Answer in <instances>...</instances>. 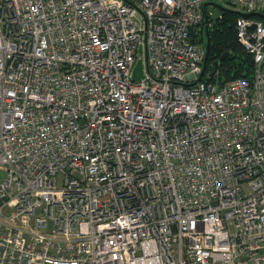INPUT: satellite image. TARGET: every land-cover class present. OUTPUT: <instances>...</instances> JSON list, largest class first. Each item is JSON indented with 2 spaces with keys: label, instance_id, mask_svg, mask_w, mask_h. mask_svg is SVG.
Instances as JSON below:
<instances>
[{
  "label": "built area",
  "instance_id": "built-area-1",
  "mask_svg": "<svg viewBox=\"0 0 264 264\" xmlns=\"http://www.w3.org/2000/svg\"><path fill=\"white\" fill-rule=\"evenodd\" d=\"M215 1L0 0V264H264V23L199 80Z\"/></svg>",
  "mask_w": 264,
  "mask_h": 264
},
{
  "label": "trees",
  "instance_id": "trees-1",
  "mask_svg": "<svg viewBox=\"0 0 264 264\" xmlns=\"http://www.w3.org/2000/svg\"><path fill=\"white\" fill-rule=\"evenodd\" d=\"M223 11L222 17L215 20H208L211 51L207 61L205 77L213 73L218 62L216 77H218L219 81L223 82L239 77L250 80L254 72L253 59L238 43L235 32L236 19L240 15L247 14L226 9ZM259 14L262 15L251 17L257 18L264 23V13ZM204 35L205 30H202L199 42H204ZM226 53H229V55L222 60V56ZM216 77L211 80H216Z\"/></svg>",
  "mask_w": 264,
  "mask_h": 264
},
{
  "label": "water",
  "instance_id": "water-1",
  "mask_svg": "<svg viewBox=\"0 0 264 264\" xmlns=\"http://www.w3.org/2000/svg\"><path fill=\"white\" fill-rule=\"evenodd\" d=\"M209 5H215V4H213V2L206 3L204 5V10L205 11H206V9H207V7ZM222 10H224V9L222 8ZM237 13H239V12H237ZM260 15H262V14L252 13V14H247L245 16L251 17V16H260ZM208 20H209V18H208V15L206 14L205 15V27H204L205 35H206V44H205V46H206V59H205V63H204L203 72L200 75L199 80H201L202 77L204 76V73H205V70H206V67H207V61H208L209 54H210V51H211V38H210V31H209V27H208ZM228 55H229V53H226L225 55L222 56L221 59L223 60ZM217 66H218V62L216 63L215 70L211 74V77H214L216 75L217 69H218ZM143 77H144L143 76V61H142V59H140V60H138V62L136 64V67H135V70L133 72V80L134 81H140V80L143 79Z\"/></svg>",
  "mask_w": 264,
  "mask_h": 264
},
{
  "label": "rangeland",
  "instance_id": "rangeland-1",
  "mask_svg": "<svg viewBox=\"0 0 264 264\" xmlns=\"http://www.w3.org/2000/svg\"><path fill=\"white\" fill-rule=\"evenodd\" d=\"M213 4L215 5H209L207 7V13H211V19L215 20L220 18L224 11L223 9L226 10H231V11H237V12H241V13H245L243 9H241L239 6H234L233 4H231L228 1H222V0H217L215 2H213ZM204 30V28L202 29ZM204 42L203 44L205 45L206 43V36L204 35ZM6 179V171H3L2 169H0V183H2L4 180ZM57 185L58 187H62L63 186V176L60 174L57 176Z\"/></svg>",
  "mask_w": 264,
  "mask_h": 264
}]
</instances>
